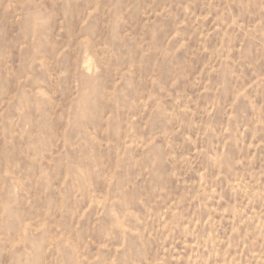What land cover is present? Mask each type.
I'll return each mask as SVG.
<instances>
[{
    "label": "rangeland",
    "instance_id": "obj_1",
    "mask_svg": "<svg viewBox=\"0 0 264 264\" xmlns=\"http://www.w3.org/2000/svg\"><path fill=\"white\" fill-rule=\"evenodd\" d=\"M0 264H264V0H0Z\"/></svg>",
    "mask_w": 264,
    "mask_h": 264
}]
</instances>
